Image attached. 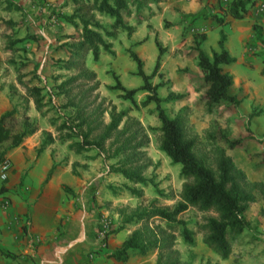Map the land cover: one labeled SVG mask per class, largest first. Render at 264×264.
Segmentation results:
<instances>
[{"label": "rangeland", "instance_id": "374dc122", "mask_svg": "<svg viewBox=\"0 0 264 264\" xmlns=\"http://www.w3.org/2000/svg\"><path fill=\"white\" fill-rule=\"evenodd\" d=\"M251 1L253 5L248 10L247 17L249 19L232 21L231 24L226 22L222 26H218L212 19L213 16L223 20L229 17L227 15L228 4L221 0L212 6L213 15H208L207 11L199 12L194 17L188 16L187 21H185L186 25L183 27L182 24H177V30L174 23L166 22L170 25L167 28L163 27L165 21L159 17L158 4L148 5L139 11L129 7V16L123 17V20L133 27V33L127 36L124 32H119L114 39L104 38L105 42L110 44L112 54L108 55L101 52L97 63L91 62L90 53L86 54L84 65L96 76L99 83L97 90L99 97L113 105L116 111L124 110L128 118L137 120L145 130L148 136V145L144 152L151 162V166L143 175L146 179H151L157 190L161 192V195L157 196L149 184L134 186L115 181L114 186L104 184L102 178L112 177L108 175L110 173H107L106 170V165L109 164H106L107 162L102 163L101 160L102 166L98 165L95 175L91 177L98 178L95 181L94 194L97 195L100 188L101 190L105 189L119 201L113 205V203L101 202L98 195L97 197L93 195L94 205L92 209L96 213V225L99 224V231L104 230L106 233L103 234L102 240L98 239L97 243L88 249L86 253L87 264H115L107 258V255L113 251L116 243L109 242L108 244L107 240L120 223V217L115 210L119 208L130 209L128 206L131 199H135L130 195L128 189L141 192V197L136 198L139 205L154 202L156 206L171 207L179 200L178 194L182 183L178 176L179 166L171 164L158 151V133L154 130L148 131V128L158 127L153 104L144 108L139 106L145 95L143 92H138L133 96V102L137 106L134 107L129 102L118 99L117 93L107 91V86H112L114 83L113 76L125 89H135L141 85L140 79L134 75L135 64L128 58L127 50L136 54L141 61L142 71L145 75H149L157 57L154 42L156 41L162 48L163 53L159 58L157 71L160 77L154 76L150 79V83L159 85L156 94L160 99L165 98L170 92L183 95L181 100L165 101L160 104V107L167 117L173 118L178 115L185 121L187 133L196 139L194 154L203 161L207 168L214 169V156L219 150H223L239 171L242 168L244 172L253 174L254 178L264 176V151H254V147L258 149L255 144L264 146V139L249 141L252 139L251 134L257 136L260 130L264 129V5L259 0ZM13 6L19 7L20 11H14ZM73 10L74 5L71 0H0V21L11 20L16 23L13 35L20 39V43L15 45L17 52L12 54L4 53L0 43V81L2 82L0 91L4 92V99L2 98V100L3 102L8 101L10 109L14 108L18 115H28L31 106L33 107L32 102L26 98L24 91L15 81L16 70L24 74L22 79L24 82H28L30 86L35 85L42 88L44 102H46L45 108L41 111L43 112L42 122L52 136L55 134L53 127L50 126L51 122L58 124L61 121L59 117L68 114L67 111L56 108L61 102L60 98L48 102V93L54 92L53 87L61 78L65 79L70 75L67 72L66 75L59 76V80L57 79L58 75H54V72L57 65L56 61L66 60L68 56L63 44L72 42L73 37L79 33L80 26L78 24L76 29L63 20V17L70 16ZM92 14L94 19L104 26L111 22L107 18L98 16L95 12ZM250 22L252 25L260 27V37L263 42L258 43L256 35L253 33V36H247L240 44L238 38L248 32ZM1 32L2 28H0V34ZM219 32L226 38V51L235 60L232 65L221 67L233 78L228 94L234 96L239 103L236 106L231 104L220 105L221 108L216 109L211 115H206L202 97L203 89L199 88L197 82L200 72L196 67L195 52L192 50V35L205 34L206 39L201 45V50L209 56L212 50H217L216 41ZM241 47L248 53L246 58L242 57ZM10 60L14 62L13 65L10 64ZM92 67L94 69H91ZM8 110L4 109L2 113ZM238 118H243V120ZM104 120L107 121L106 116H104ZM36 127L38 128V126ZM45 133L47 132H40V143L43 141ZM241 134L247 138L244 141V151L224 148L220 140L221 135L228 139H236ZM40 143L33 149L34 157H36L35 154ZM97 157L94 155L95 159ZM41 163L39 166H35V173L39 172L38 168ZM74 172L76 171L73 167L71 174ZM243 174L247 178L245 173ZM106 211L109 213L106 214ZM116 215L117 217H115ZM203 216L191 208L179 215L178 218L184 222L189 231L194 232V236L190 246L183 244L180 238L176 237L174 248L178 251L180 259L190 264H204L206 261L211 264H228L202 245L200 235L196 233V227ZM247 222L246 230H248L251 221L248 220ZM153 224H158V222L155 221ZM137 226L138 224L132 225L133 228ZM94 236H96L95 233ZM240 239L241 235L231 244V250L240 249L241 243L246 239L248 240L249 237ZM243 252L233 253L239 258L233 259L231 264H254L249 254L246 251ZM121 264L154 263L153 256L139 258L131 252L127 261Z\"/></svg>", "mask_w": 264, "mask_h": 264}, {"label": "trees", "instance_id": "16d2710c", "mask_svg": "<svg viewBox=\"0 0 264 264\" xmlns=\"http://www.w3.org/2000/svg\"><path fill=\"white\" fill-rule=\"evenodd\" d=\"M74 5L73 13L64 16L63 20L73 28L80 26L79 33L73 37L70 43H64L66 47V60H57L58 70L69 72L70 75L53 87L54 92L48 93V102L60 98L61 102L56 107L67 111L68 114L59 118L58 124L51 122L54 136L45 133L44 139L36 151L39 155L45 147L57 141L67 144V150L74 154H82L90 151L100 157L102 163L109 160L115 162L106 165L107 173L117 174L131 185L146 186L149 184L157 196L161 192L157 190L151 179H146L143 173L151 166L144 149L148 145V136L135 119L128 118L124 110L116 111L115 107L103 98H100L97 90L99 83L94 72L84 65L87 53H90L93 63L97 62L100 51L111 55L110 44L104 38L114 39L119 32L127 36L133 33V27L128 25L123 17L129 16V7L139 11L148 5H156L166 0H71ZM253 5L251 0H233L228 4L227 15L232 20H242L248 16V8ZM8 9V8H7ZM14 11L20 8L13 6ZM93 12L106 17L111 21L108 25L98 23ZM212 19L218 26L225 24L224 20L213 16ZM16 23L11 20L0 21V43L4 53H15V45L20 43L13 35ZM170 24L164 23L167 28ZM258 43L261 40V29L252 25ZM77 31V30H76ZM224 35L219 32L216 41L217 50H212L207 56L200 49L205 41V34L192 35V50L196 55V67L200 72L197 77L199 88L203 89L204 113L211 115L220 105L231 104L236 106L239 101L228 94L232 84V77L224 72L221 67L234 63V59L228 55L223 47ZM157 49V57L149 75L142 71L139 58L130 50H127L128 58L135 64L134 75L141 81V85L135 89H125L115 76L112 77L113 85L107 90L118 92L116 96L122 101L133 102V96L138 92L145 93L139 106L144 108L153 104L157 128H148L155 131L157 136V149L173 165L179 166L178 176L182 180L179 200L171 207L156 206L154 202L140 204L134 209L119 208L116 214L120 217V226L112 232L117 233L124 226L136 225L120 245L114 249L107 258L114 262L124 263L133 252L139 258L153 256L154 264H190L180 259L178 251L174 248L176 237L183 244L190 246L194 232L189 231L178 217L188 208L203 214L200 223L196 227V233L200 235L202 245L220 260H226L231 252V244L247 229L248 222L244 218V212L249 205L254 203V192L264 194V185L250 183L244 174L236 169L231 159L219 150L213 160L214 169L207 168L203 161L194 154L196 139L189 136L185 128V121L178 115L173 118L166 116L160 104L165 101H179L181 94L172 92L160 99L156 94L159 85H152L150 79L160 77L159 58L163 53L162 48L154 42ZM10 64L14 62L10 60ZM187 73V71H186ZM24 74L16 70L15 81L22 88L26 98L31 100L36 112L41 113L45 108L42 88L28 85L22 79ZM107 117V121L104 120ZM37 130L34 122L26 115H18L14 108L0 115V163L6 160L8 152L22 144L23 140ZM247 138L228 139L221 135L220 140L227 150H245L244 141ZM73 168V166H72ZM73 173V170H72ZM75 174V173H74ZM51 175V170L46 179ZM128 189V188H127ZM4 190L1 188L0 192ZM134 198L141 197V192L128 189ZM158 224H153V222ZM163 224V226H161ZM99 225V224H98ZM97 225V232L100 227ZM204 264H211L206 261Z\"/></svg>", "mask_w": 264, "mask_h": 264}, {"label": "crops", "instance_id": "0c3cea01", "mask_svg": "<svg viewBox=\"0 0 264 264\" xmlns=\"http://www.w3.org/2000/svg\"><path fill=\"white\" fill-rule=\"evenodd\" d=\"M219 1L221 2V0H166L157 5L158 14L165 22L174 23L177 30V24H182L183 27L186 25L185 21L188 16L194 17L199 12L207 11L208 15L214 13L212 6ZM231 1L233 0H224L227 4ZM259 1L264 5V0ZM98 16L100 15L98 14ZM246 18L249 19V17ZM232 21L236 20L229 17L224 20L225 23L230 22V24ZM251 25L250 22L248 32L238 38L240 44L247 36H253L254 31H252ZM224 39L223 47L226 50V38L224 37ZM241 53L242 57L246 58L248 53L242 47ZM97 62L99 61L97 60ZM253 63L255 64L254 61ZM244 64L246 65V63ZM247 65L249 66V63ZM54 73V75H58L57 79L60 78L59 76L67 74L63 70H58L56 66ZM62 79L64 78L59 80L62 81ZM115 93L118 95V92ZM2 98L4 99V92L0 91V115L2 110L10 109L8 101L3 102ZM26 116L35 125L37 124L38 128L34 134L24 139L21 145L5 156L10 163V172L7 180L2 185L0 184V189L4 190L0 192V264H87L86 253L98 240L94 236V233L97 234V225L96 213L92 209L93 195L95 197L98 195L101 202L113 203V205H116L119 200L101 188L97 195L94 194L95 181L98 178L91 177L95 175L98 165H101V159L94 158L95 152L74 154L67 150L66 143L60 144L54 141L34 157L33 149L40 143V132H48V130L42 122L43 114L36 112L32 106ZM238 119L243 120V118ZM250 136L252 139L249 141H260L264 139V129L262 128L257 134L258 138L254 134ZM239 138H245L244 134H241ZM255 146L258 148L254 147L255 152L257 150L258 152L264 151V146L257 144ZM114 162V160H109L106 164L110 165ZM40 163L39 172L35 173L34 168ZM72 166L75 168L76 172L74 173L76 174H71ZM50 170L51 175L46 179ZM240 171L245 173L248 182L264 185V176L254 178L253 174L244 172L242 168ZM108 175L112 178H102L106 185L114 186V181L128 184L117 174L110 173ZM254 197V203L249 205L244 212L245 220H250L251 223L248 230L240 234L241 239H245L246 236L249 239L241 243L240 249L231 250L228 260H224L228 264H231L233 259L239 258L233 253H242L243 251L249 254L252 263L264 264V194L255 191ZM138 205L139 202L137 203L135 198L131 199L128 207L134 209ZM110 214L113 215L112 212ZM135 228L128 225L117 233H112L107 240L108 244L109 242L116 243L112 250L116 249ZM113 263L121 264L114 261Z\"/></svg>", "mask_w": 264, "mask_h": 264}, {"label": "built area", "instance_id": "2783aa9c", "mask_svg": "<svg viewBox=\"0 0 264 264\" xmlns=\"http://www.w3.org/2000/svg\"><path fill=\"white\" fill-rule=\"evenodd\" d=\"M10 172V163L8 160H4L0 163V184L2 185L8 177V174ZM106 231H98L96 234V238L99 240H102L104 238L103 234H105Z\"/></svg>", "mask_w": 264, "mask_h": 264}]
</instances>
